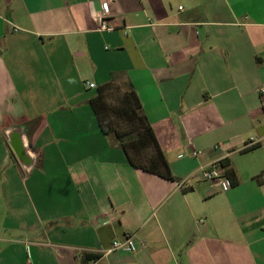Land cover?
<instances>
[{"label": "crops", "instance_id": "crops-1", "mask_svg": "<svg viewBox=\"0 0 264 264\" xmlns=\"http://www.w3.org/2000/svg\"><path fill=\"white\" fill-rule=\"evenodd\" d=\"M116 80L170 179L101 131L89 101ZM263 85L264 0H0V264H264ZM211 163L235 184L202 180Z\"/></svg>", "mask_w": 264, "mask_h": 264}, {"label": "trees", "instance_id": "trees-1", "mask_svg": "<svg viewBox=\"0 0 264 264\" xmlns=\"http://www.w3.org/2000/svg\"><path fill=\"white\" fill-rule=\"evenodd\" d=\"M110 84L100 86L97 89L96 95L89 101L98 125L104 134L114 133L112 125L109 123V115L107 113L108 105L103 97L106 88ZM127 87L129 90L124 95L123 104L117 110V113L131 122L132 129L130 128V131L125 132L115 131V141L118 147L126 154L127 161L130 165L170 179L168 163L158 146L152 128L141 110V105L133 87L130 84H127ZM148 148H151L153 151V155L148 158V164L138 162L133 158L132 152L137 154L139 151H144ZM224 176L232 181L231 184H235L236 179L233 171L226 172ZM96 259H98V255L84 254L78 264H92Z\"/></svg>", "mask_w": 264, "mask_h": 264}, {"label": "rangeland", "instance_id": "rangeland-1", "mask_svg": "<svg viewBox=\"0 0 264 264\" xmlns=\"http://www.w3.org/2000/svg\"><path fill=\"white\" fill-rule=\"evenodd\" d=\"M95 83H99L98 77H92ZM128 87L120 80H116L115 82L111 83L104 92V100L108 105L107 113L109 115V123L112 125L113 132L120 131H130L132 128L131 122L123 118L117 113V110L123 104V97L128 92ZM95 90H89V93L94 94ZM131 128V129H130ZM130 129V130H129ZM114 133L111 134V137L115 141ZM153 155V151L151 148H148L144 151H139L137 154L132 152V156L138 162L148 164V158ZM14 249H20L18 246H15Z\"/></svg>", "mask_w": 264, "mask_h": 264}, {"label": "water", "instance_id": "water-1", "mask_svg": "<svg viewBox=\"0 0 264 264\" xmlns=\"http://www.w3.org/2000/svg\"><path fill=\"white\" fill-rule=\"evenodd\" d=\"M28 129L23 124L11 123L5 130V138L21 168L29 172L36 164V156L27 144Z\"/></svg>", "mask_w": 264, "mask_h": 264}, {"label": "built area", "instance_id": "built-area-1", "mask_svg": "<svg viewBox=\"0 0 264 264\" xmlns=\"http://www.w3.org/2000/svg\"><path fill=\"white\" fill-rule=\"evenodd\" d=\"M99 29L103 31H107V32L113 30L112 27H105L104 23H101V26L99 27ZM87 86L89 88L94 87L92 83H88ZM258 93L259 94L264 93V85L258 89ZM199 154H200L199 151H193L191 155L193 157H197ZM201 178L202 180H205L211 183H219L220 189L222 191H225L230 186V183H231L229 179H227L226 177H223L222 175L218 173L217 168H216V163H211L207 165L206 167H203L201 169ZM114 250L134 252L136 250V246L133 243L131 237H125L123 241H113L111 243V247L108 251H114Z\"/></svg>", "mask_w": 264, "mask_h": 264}]
</instances>
